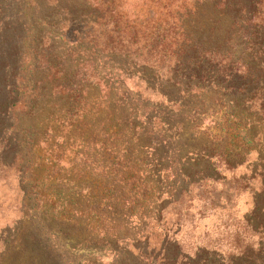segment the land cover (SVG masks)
<instances>
[{
	"label": "trees",
	"instance_id": "1",
	"mask_svg": "<svg viewBox=\"0 0 264 264\" xmlns=\"http://www.w3.org/2000/svg\"><path fill=\"white\" fill-rule=\"evenodd\" d=\"M0 177V264H264V0H0ZM242 196L218 248L171 234Z\"/></svg>",
	"mask_w": 264,
	"mask_h": 264
},
{
	"label": "rangeland",
	"instance_id": "2",
	"mask_svg": "<svg viewBox=\"0 0 264 264\" xmlns=\"http://www.w3.org/2000/svg\"><path fill=\"white\" fill-rule=\"evenodd\" d=\"M208 117L205 120V126L209 127V131L216 132L214 122H219L222 125L223 112L218 111L217 113H208ZM219 190V189H218ZM219 202L221 204L224 200V192L218 191ZM239 199V200H238ZM234 199L233 201L238 202L234 208L229 207H213L208 209H202L201 201L195 199L191 202L190 206L183 205L180 208V213H176L172 216L170 226L171 234H183L186 239L188 238L189 247H194V244H210L216 242L215 248H218L221 244V240L224 239L227 234H232L230 228L238 221L241 214L247 208L245 200L246 197ZM18 192L17 186L13 180L4 181L0 177V234H6V230L10 228L19 218V211L17 207ZM132 222L131 226H128L127 234H135L139 229ZM179 227L180 232L177 231Z\"/></svg>",
	"mask_w": 264,
	"mask_h": 264
}]
</instances>
